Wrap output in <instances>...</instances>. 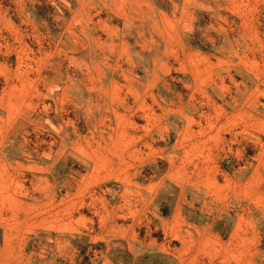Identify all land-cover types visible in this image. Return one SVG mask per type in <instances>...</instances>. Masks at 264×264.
Wrapping results in <instances>:
<instances>
[{
  "label": "rangeland",
  "instance_id": "374dc122",
  "mask_svg": "<svg viewBox=\"0 0 264 264\" xmlns=\"http://www.w3.org/2000/svg\"><path fill=\"white\" fill-rule=\"evenodd\" d=\"M263 247L264 0H0V264Z\"/></svg>",
  "mask_w": 264,
  "mask_h": 264
},
{
  "label": "crops",
  "instance_id": "0c3cea01",
  "mask_svg": "<svg viewBox=\"0 0 264 264\" xmlns=\"http://www.w3.org/2000/svg\"><path fill=\"white\" fill-rule=\"evenodd\" d=\"M226 163L228 164L230 170H234V169L231 168L229 162H226ZM231 174L234 176V171H231ZM217 221L218 220H216L214 222L213 221L212 222L209 221V223H206V225L209 226V227L211 226V227L216 228V231H214L215 232L214 234L217 237H219L220 239L226 237V239H227L232 234V232L234 230V224H235V222H233V220L231 221V218H229V219H225L224 220V224L222 226H219V222H217ZM28 246L31 247V248H33V249L34 248H37V246H35L34 244H28ZM39 246H38V249H39Z\"/></svg>",
  "mask_w": 264,
  "mask_h": 264
},
{
  "label": "trees",
  "instance_id": "16d2710c",
  "mask_svg": "<svg viewBox=\"0 0 264 264\" xmlns=\"http://www.w3.org/2000/svg\"><path fill=\"white\" fill-rule=\"evenodd\" d=\"M145 258H147V257H145Z\"/></svg>",
  "mask_w": 264,
  "mask_h": 264
}]
</instances>
